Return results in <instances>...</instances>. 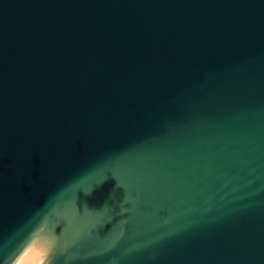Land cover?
<instances>
[{
	"label": "water",
	"instance_id": "obj_1",
	"mask_svg": "<svg viewBox=\"0 0 264 264\" xmlns=\"http://www.w3.org/2000/svg\"><path fill=\"white\" fill-rule=\"evenodd\" d=\"M41 251L264 264V0H0V264Z\"/></svg>",
	"mask_w": 264,
	"mask_h": 264
},
{
	"label": "bare ground",
	"instance_id": "obj_2",
	"mask_svg": "<svg viewBox=\"0 0 264 264\" xmlns=\"http://www.w3.org/2000/svg\"><path fill=\"white\" fill-rule=\"evenodd\" d=\"M28 264H47V255L45 251L36 254Z\"/></svg>",
	"mask_w": 264,
	"mask_h": 264
},
{
	"label": "snow or ice",
	"instance_id": "obj_3",
	"mask_svg": "<svg viewBox=\"0 0 264 264\" xmlns=\"http://www.w3.org/2000/svg\"><path fill=\"white\" fill-rule=\"evenodd\" d=\"M79 211H80L79 208H77V209H76V212L79 213Z\"/></svg>",
	"mask_w": 264,
	"mask_h": 264
}]
</instances>
